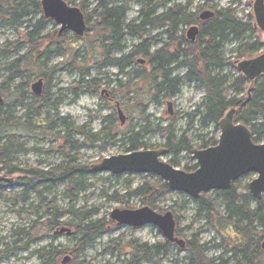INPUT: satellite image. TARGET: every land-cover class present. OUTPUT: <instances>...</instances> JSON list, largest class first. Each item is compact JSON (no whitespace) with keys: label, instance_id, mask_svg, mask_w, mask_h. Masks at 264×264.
Returning a JSON list of instances; mask_svg holds the SVG:
<instances>
[{"label":"rangeland","instance_id":"1","mask_svg":"<svg viewBox=\"0 0 264 264\" xmlns=\"http://www.w3.org/2000/svg\"><path fill=\"white\" fill-rule=\"evenodd\" d=\"M97 1L67 0L71 2L69 6L79 8L86 16L96 7ZM252 1L171 0L170 4L162 5L155 16L165 13L168 8L187 7L188 12L198 17L204 11L214 12L215 9L232 6L236 9L237 16L246 21L252 17ZM9 3L10 0H0V103L5 105L2 108L5 113L0 116V152L3 146H7L9 150L7 154L0 155V179H3V182L12 180L0 191V264H40L32 255L34 250L51 243L70 249L76 239L74 236H54L52 232H48L44 228L47 212L60 214L61 226L73 231L74 228L69 225L75 222L69 214L71 208L79 211L95 210L96 215L92 220L110 219V213L116 209H139L143 206L135 198L131 199L128 205L112 198L133 189L141 183V179L136 177L129 185L126 175L88 173L87 177H83L86 179L81 181L78 177L75 178L85 187L83 190L75 189L73 185L48 186L38 183L33 191H24V188L15 182L23 175H9V170L47 171L65 167L71 158L77 160L78 164L87 166L89 170L104 158L127 154L129 144L126 139L138 132L141 138L138 143L142 144L140 150L163 148L169 133L176 139L181 136L190 139L192 149L199 150L198 145L202 139L213 137L214 126L210 124L203 128L200 124L196 112L203 110L205 92L198 83H187L182 78L184 69L173 71L172 76L180 78L182 84L178 93L168 98L167 94H156L153 81L155 74H152L147 59L144 58L146 64L137 62L138 59H143L141 56L128 59L131 61L128 65L121 61L144 40L148 43L149 55L161 48L173 53L177 43L171 44V38L163 35V29L145 27V33L140 39L125 37L121 44L122 51L116 52L107 51L109 44L105 45L96 32L94 19L90 21L93 27H88L81 38L70 32L58 35L60 25L49 20L44 25L41 24L38 37L34 36L29 41L28 33L33 31L32 26L40 16L31 14L25 19L27 23L10 25L8 16L4 15ZM138 10L139 4L130 1L126 23L136 21ZM189 28L190 26H179L176 36L172 39L178 40L181 36L184 38ZM257 38L262 42L263 32H257ZM46 49H49L50 53H44ZM237 53L234 44L224 46L227 72L238 73L236 65L233 64L238 60ZM261 53L262 50L256 56ZM22 56L26 57L23 64L30 62L34 65H20L22 77L10 79L15 69L10 70L9 67ZM108 60H120V63L113 65ZM42 64L47 70L54 71L52 75L49 74L50 77L41 76ZM38 79L43 81L42 93L38 98L45 90L48 97L39 105L37 103L33 106V111L37 113L33 115L28 111V105L33 104V100L25 101V98L33 96L30 87ZM21 92H24L23 99ZM118 108L124 117L122 125ZM107 118L108 121H105ZM65 119L72 125L70 129L63 126ZM143 128H147L148 132L141 133ZM86 135L92 136L93 140H87ZM261 143H264V138ZM171 160L175 165L173 167L178 170L195 164L191 154L185 151H180L176 156L168 154L162 158L166 163ZM255 177V174H248L238 181L242 188L248 191V184ZM173 194L169 201L160 204L163 209L160 213H176L178 227L184 233V236L179 238L185 242L191 235H197L199 243L206 245V256L209 259H217L219 256L228 258V254L216 248L221 244L220 235L198 217L193 199L181 193ZM260 200L264 203V194ZM215 207L223 210L220 199L216 200ZM251 207H254V201H251ZM19 230H27L29 236L15 237L14 232ZM164 241L162 234L153 226L135 229L115 225L85 248L76 262L120 264L122 261L131 260L132 255H135L128 243L150 246ZM177 248L175 245L151 262L140 264H188V253ZM257 250L264 255L262 245ZM67 256L71 261V256Z\"/></svg>","mask_w":264,"mask_h":264},{"label":"trees","instance_id":"2","mask_svg":"<svg viewBox=\"0 0 264 264\" xmlns=\"http://www.w3.org/2000/svg\"><path fill=\"white\" fill-rule=\"evenodd\" d=\"M63 1L71 4L67 0ZM130 1L139 4V10L136 21L126 23V13ZM170 1L98 0L96 7L89 13L90 15H84L86 26L90 29L92 26L90 21L94 19V27H97L96 32L99 33L105 45L109 44L107 51L114 50L116 52L122 51L121 44L125 37L140 39L145 33V27L163 29V35L171 38L170 43H177L173 53L169 54L164 48H161L155 52V57L149 55L148 43L144 40L121 61L128 65L131 62L128 59H133L136 56L146 58L149 66H151L152 74H155L153 81L156 94L164 93V95L167 94L168 98H171L178 93L182 82L180 78L172 76L175 69H184L185 73L182 78L187 83H198L204 89L203 110L196 113H198L203 128H207L210 124L214 126V135L208 140L202 139L198 149H206L216 145L219 133L218 122L230 109L236 110L235 122L249 128L253 143L261 144L264 138V75L259 76L253 83H248L246 78L237 71V74L226 71L228 64L223 55V48L229 43L234 44L236 47L238 52L236 59L238 60L253 58L262 50V43L257 38L258 31L254 28L253 18L250 16L248 20L244 21L237 16L236 9L232 6L215 9L213 17L203 21L199 20L193 13L188 12L187 7L168 8L165 13L155 16L156 11L162 5L170 4ZM115 2H120V4H115ZM7 7V12L4 15L8 16L10 25L27 23L25 19L31 14L40 16L39 20L32 26L33 31L28 33L29 41L34 36L38 37L39 32H41V24L44 25L50 20L44 18L37 0H10ZM22 19L23 22H21ZM135 22L138 23L135 24ZM179 26L197 27L198 34L195 41L191 42L186 36L184 38L181 36L178 40L172 39L176 36ZM44 53H50L49 49H46ZM1 54L3 55L4 52ZM106 55L107 53H105ZM25 61L26 57L22 56L9 67L10 70L15 69V73L12 74L10 79L22 77L19 70L20 65L23 67L34 65L30 62L23 64ZM108 61L113 65L120 63V60ZM43 65L41 76L48 77L49 74L52 75L54 71L47 70ZM44 81L46 82V80ZM249 87H251L250 98L249 101H246ZM23 93L21 92L22 99ZM47 97V90H45L40 98L36 96L25 98V101L33 100V104L28 105V111L36 115L33 106L47 100ZM2 103H0V116L5 113V110H2L5 105L2 106ZM108 119H105V121H108ZM64 121L63 126L70 129L72 125L67 122V119ZM79 132L84 135L82 131L79 130ZM147 132V128L141 129V133ZM86 136L87 140H93L92 136ZM138 139H141L139 138V132L126 139L129 144L128 153L140 150L142 144L138 143ZM66 141L68 142L67 139ZM163 148L167 149L168 154L173 156H176L180 151L189 152L190 154L193 150L190 139L184 136L176 139L171 133L167 135ZM8 151V147L3 146L0 155L7 154ZM76 161L71 158L65 167H57L47 171L17 172L9 170L8 173L9 175H23L17 178L15 182L18 186L23 187L24 191H33L38 183H44L48 186L55 184L73 185L75 189L83 190L85 187L76 180L86 179L83 177H87L89 170L87 166L78 164ZM169 164L175 166L173 160ZM195 169L196 165L193 164L185 166L183 171L193 172ZM76 177L78 179L75 180ZM126 177V182L129 185L136 177L141 179V183L133 189H128L123 195L112 198L119 203L128 205L129 201L135 198L142 206L160 213L163 211L160 204L169 201L171 196L174 195L165 182L151 174H127ZM10 181L12 180L4 181L7 182L5 184L3 179H0V191ZM218 199L221 200L223 210L215 207V202ZM251 201H254V207H251ZM192 203L197 207L198 217L220 235L221 244L217 245L216 248L222 249L229 257L224 259V256H219L217 259H209L206 256V245L199 243L197 235H191L190 239L185 241L183 248L188 253V264H264V255L257 250L264 242V203L262 200H254L249 192L242 188L240 181L233 182L230 188L225 191L200 194L197 199L192 200ZM168 208L172 210L171 207ZM69 214L75 219L74 223L69 224L74 228L71 236L76 238L75 244L72 248L66 249L51 243L34 250L32 255L40 264H62L61 258L67 256V254L72 258L67 264H76V260L85 248L100 238L107 230L115 227V223L110 219L92 220V217L96 215L95 210L79 211L71 208ZM46 215L44 228L55 236V231L62 227V222L59 220L60 214L49 211ZM173 217L175 220V236H184L183 231L178 227V216L174 212ZM14 235L15 237H28L29 233L27 230H19L14 232ZM128 244L130 245L129 248L135 251V255H132L131 260L122 261L120 264L151 262L152 259L159 257L161 253L164 254L175 246L174 243L168 241L157 242L150 246L146 244L141 246ZM177 249L179 250V247Z\"/></svg>","mask_w":264,"mask_h":264},{"label":"water","instance_id":"3","mask_svg":"<svg viewBox=\"0 0 264 264\" xmlns=\"http://www.w3.org/2000/svg\"><path fill=\"white\" fill-rule=\"evenodd\" d=\"M40 5L44 18L60 25L59 34L70 31L77 37L83 36L86 24L79 8L69 6L63 0H41ZM252 13L256 28L263 32V52L252 59L235 62L237 71L250 83L264 75V0H254ZM213 15V12L204 11L199 15V19L207 20ZM196 33L197 28L191 27L187 36L189 39H194ZM139 63L143 61L140 60ZM42 88L43 81L38 79L31 85V92L38 97L42 93ZM250 92L251 87L247 91L246 101H249ZM235 114L236 110L230 109L218 122L219 136L215 146L191 151L192 159L197 165L193 172L187 173L175 169L162 161L168 151L161 148L138 150L104 158L98 164L92 165L89 173H109L114 176L151 174L165 182L171 192L184 194L193 200L203 193L225 191L240 178L255 174L256 177L248 184V192L255 200H260L264 194V143H253L249 128L235 122ZM118 115L122 125L124 117L119 108ZM110 219L119 227L153 226L159 230L164 240L176 244L181 249L185 246L184 241L174 235L175 222L169 211L158 214L148 207L135 210L116 209L110 213ZM55 233L72 235V231L66 227L59 228ZM262 247L264 249V243ZM69 261L70 257L65 256L61 263L67 264Z\"/></svg>","mask_w":264,"mask_h":264},{"label":"flooded vegetation","instance_id":"4","mask_svg":"<svg viewBox=\"0 0 264 264\" xmlns=\"http://www.w3.org/2000/svg\"><path fill=\"white\" fill-rule=\"evenodd\" d=\"M40 1L41 0H39V4H40ZM254 2V0L252 1V3ZM40 7H41V5H40ZM42 10V9H41ZM252 18H253V22H254V28H255V30H257L258 32H259V30L256 28V25H255V20H254V16H253V13H252ZM54 22V21H53ZM55 23V22H54ZM197 28V27H196ZM65 32H68V31H65ZM58 34H59V31H58ZM197 34H198V28H197V33H196V35H195V37H194V39H190V41L191 42H194L195 41V39H196V36H197ZM168 53V52H167ZM169 54H171V53H169ZM152 56H156V54H155V52L154 53H152ZM146 59V58H145ZM144 58L142 59L143 60V63L142 64H146V60H145ZM139 60H137V62H138ZM263 244V243H262Z\"/></svg>","mask_w":264,"mask_h":264}]
</instances>
